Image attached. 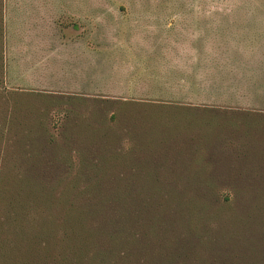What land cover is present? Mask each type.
Masks as SVG:
<instances>
[{
    "label": "rangeland",
    "instance_id": "374dc122",
    "mask_svg": "<svg viewBox=\"0 0 264 264\" xmlns=\"http://www.w3.org/2000/svg\"><path fill=\"white\" fill-rule=\"evenodd\" d=\"M0 264H264V0H0Z\"/></svg>",
    "mask_w": 264,
    "mask_h": 264
}]
</instances>
